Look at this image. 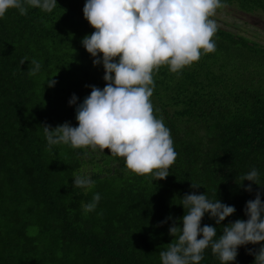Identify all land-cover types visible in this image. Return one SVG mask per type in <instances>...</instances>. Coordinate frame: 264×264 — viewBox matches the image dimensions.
<instances>
[{
	"label": "trees",
	"instance_id": "trees-1",
	"mask_svg": "<svg viewBox=\"0 0 264 264\" xmlns=\"http://www.w3.org/2000/svg\"><path fill=\"white\" fill-rule=\"evenodd\" d=\"M52 13L9 10L0 19V264H161L159 253L175 237L187 209L186 193H205L234 206L221 225L205 214L201 226L222 227L247 219L244 207L264 189L249 193L241 177L255 167L264 187V46L218 27L216 50L172 73L155 74L154 115L170 130L177 152L170 174L153 181L125 167L123 158L83 149H49L42 126H78L75 107L103 89L104 69L81 40L94 29L83 16L85 0H57ZM226 7L264 14V0H226ZM225 7V8H226ZM41 64L29 75L31 60ZM21 61H25L21 65ZM54 79V87L46 80ZM87 172L90 189L73 188ZM191 183L204 187L193 189ZM244 181L243 185L249 184ZM99 193L93 211L83 205ZM259 245L238 249L235 264H254ZM200 264H220L208 248Z\"/></svg>",
	"mask_w": 264,
	"mask_h": 264
},
{
	"label": "clouds",
	"instance_id": "clouds-1",
	"mask_svg": "<svg viewBox=\"0 0 264 264\" xmlns=\"http://www.w3.org/2000/svg\"><path fill=\"white\" fill-rule=\"evenodd\" d=\"M57 5V0H0V19L13 9L20 15H27L29 8L52 13ZM226 6V0H85L83 16L94 31L85 35L81 44L94 66L102 64L106 84L103 89L86 86L91 92L79 104L75 94L68 101L69 106H76L78 126L68 122L55 128L42 126L49 149L68 145L85 150L84 156L89 150L104 153L108 149L110 155L123 158L125 167L136 175L152 182L168 177L178 154L170 130L154 115V76L162 66L180 74L202 55L215 52L218 25L213 17ZM30 63L29 75L35 76L41 64L35 59ZM45 83L54 87L56 81L50 77ZM241 181L238 185L249 193L253 184L264 189L255 167ZM244 181L250 183L245 186ZM94 183L85 171L73 177L72 187L90 189ZM191 187L204 186L191 183ZM206 192L183 195L180 205L187 212L179 218V225L171 215L158 222L157 226H163L171 220L168 232L175 237V242L160 251L161 264H200L208 248L220 264H235L238 249L249 244L260 246L258 251L249 249L254 264H264L262 193L256 191L255 198L246 202V220L224 225L222 234L217 235V227L201 226L205 214L218 226L236 209L217 196L209 198ZM100 199L95 193L92 201L83 205L84 211H93Z\"/></svg>",
	"mask_w": 264,
	"mask_h": 264
},
{
	"label": "rangeland",
	"instance_id": "rangeland-1",
	"mask_svg": "<svg viewBox=\"0 0 264 264\" xmlns=\"http://www.w3.org/2000/svg\"><path fill=\"white\" fill-rule=\"evenodd\" d=\"M213 19L218 27L227 29L235 34L264 46V14L257 12L246 14L234 7L217 10Z\"/></svg>",
	"mask_w": 264,
	"mask_h": 264
}]
</instances>
